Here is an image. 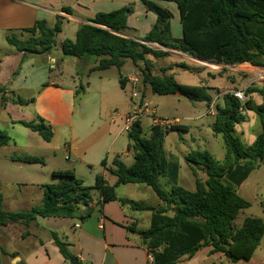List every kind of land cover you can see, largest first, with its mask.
I'll return each mask as SVG.
<instances>
[{"label":"trees","instance_id":"obj_1","mask_svg":"<svg viewBox=\"0 0 264 264\" xmlns=\"http://www.w3.org/2000/svg\"><path fill=\"white\" fill-rule=\"evenodd\" d=\"M140 1L148 12L157 17L143 38H132L136 31L130 28L128 21L135 13V7L129 5L111 12H99L88 19V23L80 25L75 40L63 42V54L80 60L94 59L91 73L111 68L121 72L131 61L142 73L144 84L150 86L154 94H179L192 102L206 103L209 108L214 103L210 90L221 94L220 90L180 84L166 74L172 67L164 68L162 74L156 75L153 59H165L171 55L170 51H176L219 65L251 64L264 68V0ZM160 2L177 6L181 37L173 35V12ZM63 11L72 14L71 8L64 7ZM63 25L60 19L54 27H50L45 20H38L33 27L22 30L29 35L25 41L14 34L7 35L6 41L24 54L23 59L27 54L48 55L56 48ZM183 68L187 71L191 67L185 65ZM124 80L120 75L123 89ZM243 92L248 97L245 102L239 101L232 93H224L216 104L212 129L216 136L224 140V161H218L208 150L192 151L185 156L195 176L194 191L177 184L179 166L169 160L165 151L166 136L171 131H184L185 128L154 125L146 135L141 121H137L128 132V149L134 153V163L127 166L116 157L114 168L107 169V161L102 162L106 171L117 178L115 185H109L105 176L100 174L95 185L87 187L74 171H55L53 177L58 181L45 185L44 204L18 212L4 210L0 189V227L10 222L31 225L40 218L52 217L83 222L93 213L91 192L96 190L102 197V203L118 201L123 207L130 206L135 211L151 212L150 227L140 231L139 236L141 246L153 257V264H178L186 257L193 258L203 248H210V255L222 254L233 262L251 261L264 238V220L248 217L241 227H236V218L242 210L250 208L251 203L238 194L227 175L241 162L258 166L264 163V87L252 85ZM255 94L262 97L260 104L253 101ZM12 102L26 104L20 96ZM249 112L259 116L262 130L251 145H246L236 135V127L247 119ZM14 124L39 134L46 142H51L54 137L52 126L43 118ZM11 142L9 134L0 130V148ZM11 160L43 164L38 157L13 155ZM198 171L207 175L205 181L198 177ZM162 176L174 183L170 192L160 184ZM128 184L150 187L163 201V206L153 207L119 198L117 188ZM52 235L65 260L81 264L69 250V244L58 233L52 232ZM1 251L5 257H13L2 248Z\"/></svg>","mask_w":264,"mask_h":264},{"label":"crops","instance_id":"obj_2","mask_svg":"<svg viewBox=\"0 0 264 264\" xmlns=\"http://www.w3.org/2000/svg\"><path fill=\"white\" fill-rule=\"evenodd\" d=\"M159 4L173 12V3L160 2ZM129 5L135 7V13L129 17L128 21L130 28L136 31L133 32L132 38L141 39L151 30L157 17L154 13L148 12L140 0H0V39L4 40L8 46L6 50L0 52V111H3L9 117V122L13 126L16 125L14 122H31L43 118L52 126L54 135L57 132H65L67 136L66 149L70 155V159L67 160L71 161L74 158L76 161L89 165L93 160V156H95L99 160L97 164H100L101 167L100 174L105 176L109 185H115L117 182V178L106 171V168H114L113 160L116 157L120 158L127 166L134 163V153L128 149L129 139L127 150L119 151L116 148L122 135L127 133L123 130L124 117L133 108L131 98L128 101L124 117L116 115L110 123L104 122L91 137H88L84 146L79 147L76 134L77 132H84L85 128L89 127L87 125L89 117L77 110L78 93L75 87L63 81L66 64L72 61L68 60L62 52L63 42L67 39L60 42L57 37L56 48L51 54H27L23 59L24 54L9 45L6 38L9 34L19 36L22 30L33 27L38 20H45L50 27H54L57 19H60L64 23L63 31L67 28L66 22L67 24L74 23L76 25L75 34H77L80 25L88 23L87 20L94 18L97 13L111 12ZM64 7L71 8L72 14L64 12ZM177 16L180 19L179 13ZM174 20H176L175 15ZM181 35L182 31L178 37H181ZM1 46L2 44H0ZM171 57L172 55L166 58ZM153 62L156 64L155 59H153ZM48 63L52 64L48 79L44 77L38 84L31 85L27 79L31 74L46 68ZM73 63L77 69L86 67L91 70L95 66V61L92 58L84 60L75 58ZM173 71L174 68L166 74L173 76L171 73ZM202 71L204 70L200 68L196 74H202ZM138 73L139 70H134L133 73L129 74L120 72L119 75H122L125 79L123 84L125 88H122L125 92L129 86H131L132 91L138 87L139 82L142 80ZM212 73L208 72L207 75L211 76L213 85L210 86L204 83L199 86L219 88L221 94L213 95L214 101H218L219 96L224 93L245 90L247 87V85L237 86L234 80H231L229 84L216 85L214 83L216 79L212 77L214 75ZM201 79L203 80V78ZM140 95L148 101L147 96H144L142 92ZM18 96L26 101L25 105L12 102ZM2 100H6V105L2 103ZM253 101L260 104L262 97L255 94L253 95ZM22 108L29 110V112L21 110ZM207 108L209 109L208 106ZM13 114H15V117ZM211 117L215 121V116ZM147 119L152 121L150 124L151 129L155 124L151 117H147ZM118 120H120V124H118ZM116 124L118 126L115 128ZM213 124H211V128ZM184 131H187V129H184ZM108 139L111 140L110 143H108ZM129 159H132V161L127 162ZM104 160L107 161L106 168L102 165ZM16 163L17 165H13V168L8 169V171L14 172L8 175L12 186L18 185L20 188L30 186L36 192L32 191L30 194L26 193L25 195L20 192L21 196L16 193L6 195L3 191L6 182L3 183V179H1L0 189L3 194V208L8 212H16L15 206L18 205L19 207L27 204L30 196L44 197L45 185H47L40 183L37 176H30L26 173L29 164ZM71 163V166L57 171L71 170L75 172L78 179L83 177V175H80L75 162ZM109 176L113 177L112 182L109 181ZM81 180L84 182V179L81 178ZM92 197L93 202L90 206L93 208V213L83 222L78 219L52 217L40 218L31 225L10 222L7 226L0 227V264H7V261H9V264H71L60 253L52 232L58 233L69 244V250L78 258L81 264H153L149 251L140 244L139 232L142 231L139 229L140 220L142 219L140 213L143 211H135L130 206L123 207L118 201L102 203L99 192H92ZM118 197L127 198L119 195ZM151 216L152 214L150 215V222ZM78 224H80L79 228L76 227ZM1 248L13 257H5ZM203 249H208L206 256L209 259L217 255L225 257L222 254L210 255V248ZM196 255L193 258L186 257L178 264H190ZM255 255L256 252L251 261ZM16 258L18 259L15 261ZM220 263H223V259Z\"/></svg>","mask_w":264,"mask_h":264},{"label":"rangeland","instance_id":"obj_3","mask_svg":"<svg viewBox=\"0 0 264 264\" xmlns=\"http://www.w3.org/2000/svg\"><path fill=\"white\" fill-rule=\"evenodd\" d=\"M173 6V9H171L176 17V20L173 21V35L178 37L181 34V24L177 16V6L175 4ZM66 27V30L58 36L60 42L65 39H75L76 25L74 23L67 24L66 22ZM19 34L21 41H25L29 37L27 33ZM0 44H2L0 52L8 48L4 40H1ZM170 53L172 55L171 58L156 60L154 74L160 75L162 74V69L172 67L174 71L171 73L175 80L183 85L199 86L205 83L211 86L213 85V80L207 74L208 72H213L212 74L214 75L212 77L216 79L214 82L216 85L229 84L231 80H234L237 86L240 87L244 85H247V87L252 85L264 87V81L257 79L258 72L264 71V68H257L251 64L236 66H225L216 63L209 64L201 62L189 55H181V53L176 51H170ZM66 58L72 61L66 64L63 81L75 87L78 93L76 100L77 110L89 117L87 120L89 127L85 128L84 132H77L76 134L78 146L82 147L87 142L88 137H91L104 122L110 123L111 119L116 115H122V117L126 115L128 101L133 91L131 90V86L127 87L126 92L122 89L120 85V72L116 68L91 73L86 67L77 69L73 63L75 62V58L68 56ZM185 65L191 66V68L186 71L183 68ZM200 68L204 70L202 71L203 73L196 74ZM51 70L52 64L48 63L46 68L31 74L27 81L31 85L38 84L44 77L48 79ZM134 70L137 71L138 69L134 67L131 61H128L121 72L123 74H129L133 73ZM189 71H193V73ZM215 89L219 90V88ZM137 90L139 93L142 92L144 96H147L149 102H152V106L157 110L156 116L158 118H165L170 121L180 118L181 123L175 126H181L187 129V131H171L166 136L165 151L167 157L171 155L169 160L179 166L177 184L194 191L196 189L195 176L187 165L185 156L192 151L208 150L218 161L223 162L226 155L223 138L214 135L212 131L211 124H213L214 119L207 115L209 113L207 105L205 103L192 102L180 95L160 96L154 94L150 86L144 84L143 79L139 82ZM210 93L214 96L217 94L214 89H211ZM2 103L6 105V100H2ZM21 110L24 109L22 108ZM24 111L29 112L26 109ZM13 116L15 117V114ZM8 118L3 111H0V130L6 131L12 138V142L8 146L0 148V180L3 179V183L6 182L3 188L4 194L14 195L16 193L18 196H21L20 192L25 195L26 193L30 194L34 191L30 186L25 188H20L18 185L15 187L12 186L10 176L8 175L14 172L8 171V169L13 168V165H17L16 162L11 160V156L13 155L38 157L43 160V164H29L28 170L26 171L30 176H37L40 183H56L58 179L53 177V171L69 167L72 165L71 162H75L80 175H83L80 179H84V185L87 187H93L95 185L96 177L101 173L100 164H97L99 160L93 156V160L89 165L76 161L74 158L68 161L67 157H70V155L66 149L67 136L65 132H57L51 142H46L39 134L32 132L30 129L18 124L11 125ZM151 122L147 117L142 119L143 131L146 135H149ZM120 123V120H118V124ZM118 124L115 125V128ZM165 127L169 128L171 125ZM261 130L262 126L259 116L254 112H249L247 119L237 125L236 135L243 143L251 145ZM110 141L108 139V143ZM127 141V133H124L117 142L116 148L119 151L127 150ZM131 161L132 159L127 160V162ZM241 164L245 163L241 162ZM198 177L203 181L207 179V175L202 171H198ZM108 179L110 182L113 181V177L109 176ZM160 184L169 192L174 186V183L164 176L160 178ZM142 186H121L117 189V194L122 197H127L138 204L153 207L163 206V201L150 187ZM140 188L143 189L141 190ZM236 189L240 196L251 203V207L242 210L236 218V227H241L248 217H257L264 220V163H260L243 184L240 187H236ZM92 192L98 193L96 190H92ZM43 204L44 197L40 198V196L34 195L30 196L27 204L20 205L19 207L17 205L15 209L16 212L27 211L32 209L30 207L42 206ZM140 214L142 215V219L140 220L139 229L144 231L150 227L151 212L143 211ZM207 251L208 249L200 251L190 264H221V259H223L222 264H264V238L252 261L233 262L220 255L209 259L206 256ZM6 263L9 264V261Z\"/></svg>","mask_w":264,"mask_h":264},{"label":"built area","instance_id":"obj_4","mask_svg":"<svg viewBox=\"0 0 264 264\" xmlns=\"http://www.w3.org/2000/svg\"><path fill=\"white\" fill-rule=\"evenodd\" d=\"M138 76L143 79L142 73L139 71ZM235 98H237L241 102H245L248 97L244 94L243 90H236L231 92ZM131 100L133 101V108L132 110L124 117V128L123 130L125 132H129L134 124L137 121H142L143 118L145 117H151L153 119V123L155 125L159 126H175L180 124L179 119H173V120H168V119H161L156 116V108L152 106V103L145 100L140 93L138 92L137 88L133 90V93L131 95ZM217 100L214 101V103L211 105L209 108V115L215 116L216 115V104ZM69 160L70 158L67 157ZM77 228L80 227V224L76 226ZM151 261L153 262V257L151 256Z\"/></svg>","mask_w":264,"mask_h":264},{"label":"water","instance_id":"obj_5","mask_svg":"<svg viewBox=\"0 0 264 264\" xmlns=\"http://www.w3.org/2000/svg\"><path fill=\"white\" fill-rule=\"evenodd\" d=\"M197 60H199L201 62H206V63H209V64H214L213 62L207 61V60H202V59H197ZM257 167H258V164H248V165H244V164L238 163L236 165V168L227 175V179L234 186L240 187L243 184V182L249 177V175L251 174V172L254 169H256ZM17 259L18 258H16L15 261Z\"/></svg>","mask_w":264,"mask_h":264},{"label":"bare ground","instance_id":"obj_6","mask_svg":"<svg viewBox=\"0 0 264 264\" xmlns=\"http://www.w3.org/2000/svg\"><path fill=\"white\" fill-rule=\"evenodd\" d=\"M257 79L261 80V81H264V71L258 72Z\"/></svg>","mask_w":264,"mask_h":264}]
</instances>
